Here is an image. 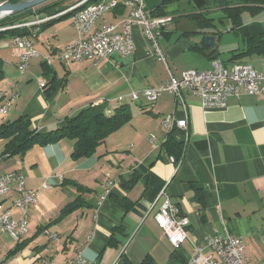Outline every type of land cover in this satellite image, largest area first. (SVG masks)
<instances>
[{
	"label": "crops",
	"instance_id": "obj_1",
	"mask_svg": "<svg viewBox=\"0 0 264 264\" xmlns=\"http://www.w3.org/2000/svg\"><path fill=\"white\" fill-rule=\"evenodd\" d=\"M76 1H66L61 8ZM145 1L149 15L162 3ZM176 1L167 7L169 13L176 11L175 23L181 14L169 6ZM131 10L130 4L120 3L104 12L91 32L110 24L116 26L115 32H122V20ZM195 11L194 7L183 14ZM207 11L216 27L205 33L182 35L197 30L196 24L182 34H175L173 25L161 31L168 64L150 52L144 30L137 24L131 27L133 53L94 63L60 59L58 53L79 36L70 16L44 21L30 29L39 55L30 58L24 73L18 70L13 38L0 39L5 70L0 107L6 100L4 92L16 93L7 113H0V124L24 116L34 129L48 132L63 127L85 108L103 107L110 117L125 105L132 113L129 122L108 135L95 153L79 159L72 156V138L36 144L26 153L15 154L6 153L8 139L0 138V173L20 171L26 186L40 191L28 210L29 232L20 241L8 233L0 235V264H71L79 252L88 264H187L195 245L207 251L205 238L225 227L244 237L248 263L264 264V234L260 235L264 230V93L232 96L224 108H205L198 95L189 92H184L185 106L172 92L162 93L152 104L143 97L147 88H159L172 75L180 78L188 69H209L215 57L226 66L250 63L264 69V51L259 52L258 40L253 41L264 39V9L244 10L238 25L226 18L220 0H208ZM35 16L34 20L49 15ZM206 36L216 38L214 47ZM134 92L139 99L132 97ZM172 113L188 119L187 130L164 127L163 117ZM172 135L183 145L182 154L174 155L181 159L179 166L165 145ZM14 192L2 202L19 219L22 213L13 205ZM166 198L190 220L180 250L156 220ZM69 204L73 209L65 212ZM255 228L261 229L252 232ZM253 235L259 239L251 242L249 250Z\"/></svg>",
	"mask_w": 264,
	"mask_h": 264
},
{
	"label": "built area",
	"instance_id": "obj_2",
	"mask_svg": "<svg viewBox=\"0 0 264 264\" xmlns=\"http://www.w3.org/2000/svg\"><path fill=\"white\" fill-rule=\"evenodd\" d=\"M87 1L89 0H77L55 15L37 17L35 20L2 27L0 30L13 27L31 29L44 21L73 12L71 19L79 36L58 53L60 59L62 61L88 59L94 63H100L109 61L115 55H129L134 52L135 42L131 27L137 24L144 30L150 52L160 61L168 64L167 54L162 48L159 38L161 31L173 23L171 15H149L145 0H99L80 9ZM6 2L8 1L0 0V6ZM120 3L132 6L130 15L122 20L123 31L115 32L116 26L110 24L102 25L91 32V28L104 12L116 8ZM13 40L18 48V70L24 73L30 65V58L38 56L39 53L33 47L32 35H17ZM164 92L175 93L184 106L186 105L184 92H189L192 95H198L205 108H224L232 96L264 93V69L257 70L250 63H236L232 66H226L221 59L216 58L211 61L209 69H188L182 73L180 78L172 75L170 80L159 88H147L143 97L152 104ZM3 95L6 100L0 107V113L5 114L16 93L10 94L9 91H6ZM132 97L137 100L140 95L134 92ZM163 125L169 130L176 127L187 130L188 119H178L173 113L167 114L163 117ZM150 139L155 141L154 136H151ZM170 159L174 163H178L177 166L181 163V159L176 160L174 155H171ZM44 187H48V184L45 183ZM11 191L16 193L13 198V205L22 213L19 219H14L11 208L4 207L2 202V198ZM39 195V190L26 186V178L22 172L15 170L6 174L0 173V235L8 233L15 241H20L29 232L28 210L38 200ZM156 220L168 241L176 250H180L188 238L189 218L180 212V208L176 204L166 198L156 214ZM51 238L58 240L57 234H52ZM205 239L208 250L206 251L204 246L195 245L187 264H251L246 261L244 256V237L233 233L227 227ZM50 264L56 263L52 261ZM71 264L88 263L82 252H79Z\"/></svg>",
	"mask_w": 264,
	"mask_h": 264
},
{
	"label": "trees",
	"instance_id": "obj_3",
	"mask_svg": "<svg viewBox=\"0 0 264 264\" xmlns=\"http://www.w3.org/2000/svg\"><path fill=\"white\" fill-rule=\"evenodd\" d=\"M8 2H20L23 0H5ZM69 0H51L39 6L27 9L18 14L10 15L0 19V28L12 26L15 24L31 21L30 16L35 15H55L61 10L67 8H61V5ZM99 0H89L83 4L81 8L88 6L89 4L95 3ZM174 0H162V3L151 11V16H166L171 15L173 22L175 21V12L167 10L168 4ZM180 1V0H178ZM190 4L193 3L197 9L195 12H189L181 14L179 16H185L188 19L194 21L197 25V30L191 32H184L182 35H192L205 33V29L215 28V19L210 17L207 11L208 0H187ZM220 6L222 7L226 18L232 20L235 24H240L242 21V13L244 10H258L264 9V0H220ZM73 12H69L63 16H70ZM30 29L26 27H13L4 30H0V39L3 38H14L17 35H31ZM259 42L256 49L259 52L264 51V39L262 36L253 38V41ZM205 52L203 47H195V50ZM212 57L211 55H208ZM216 59L215 58H212ZM5 70L2 59L0 58V81L4 78ZM54 79L52 80V82ZM132 117L131 110L123 105L116 109L113 116H106L103 107L97 108H85L80 110L73 117L68 118L66 125L61 128L50 130L48 132H39L32 127V122L28 117H20L11 122H5L0 124V138L8 139L6 144V153H26L31 147L36 144L47 145L59 141L62 138L68 137L75 140L74 149L72 156L75 159L81 157L90 156L96 152L98 146L105 141L108 135L119 129L122 125ZM170 155L179 157L183 152L182 142L176 140L173 135L170 136L167 143L165 144ZM136 178H134V181ZM133 184V183H132ZM83 190L84 187H80ZM74 204V203H73ZM73 204H69L65 208V212H70L73 209ZM21 244H18L16 251L21 248Z\"/></svg>",
	"mask_w": 264,
	"mask_h": 264
},
{
	"label": "rangeland",
	"instance_id": "obj_4",
	"mask_svg": "<svg viewBox=\"0 0 264 264\" xmlns=\"http://www.w3.org/2000/svg\"><path fill=\"white\" fill-rule=\"evenodd\" d=\"M51 1V0H50ZM49 2V1H48ZM46 3V2H45ZM146 3H147V1H146ZM44 4V3H43ZM169 8H171V9H178L177 11L178 12H180V14H183L184 13V11H189V10H193V8H194V5H193V3H189L187 0H180V1H176V3H172L170 6H169ZM36 16H35V14H34V16L33 15H31L30 16V19H34ZM3 18H5V17H3ZM2 19V18H1ZM173 25V30H174V33L175 34H182V31H184V30H191L194 26H195V23L193 22V21H191L190 19H188L187 17H185V16H181V17H179L178 18V20L176 21V23L175 22H173L171 25H170V27ZM29 29V28H28ZM159 42H160V44H161V46H162V48H163V45H162V43H163V40H162V38H159ZM164 49V48H163ZM167 59H168V62H169V58H168V56H167ZM260 229L261 228H255V230H252V232L254 231L255 233L258 231H260ZM261 233H263L264 234V230L263 229H261V231H260V235H261ZM259 235V236H260ZM254 236V235H253ZM259 238H258V236L257 237H255L254 236V238L253 237H250L249 238V244H248V249L249 250H251L252 249V247H253V243H251V242H253L254 240H258ZM247 241V240H246ZM251 243V244H250Z\"/></svg>",
	"mask_w": 264,
	"mask_h": 264
},
{
	"label": "water",
	"instance_id": "obj_5",
	"mask_svg": "<svg viewBox=\"0 0 264 264\" xmlns=\"http://www.w3.org/2000/svg\"><path fill=\"white\" fill-rule=\"evenodd\" d=\"M50 0H23L20 2H6L0 6V19L10 15L18 14L27 9L39 6ZM216 38L214 36H206L207 43L214 47Z\"/></svg>",
	"mask_w": 264,
	"mask_h": 264
}]
</instances>
